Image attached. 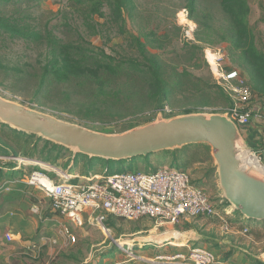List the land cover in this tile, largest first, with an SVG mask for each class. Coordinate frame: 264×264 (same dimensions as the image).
I'll return each instance as SVG.
<instances>
[{"label":"rangeland","instance_id":"rangeland-1","mask_svg":"<svg viewBox=\"0 0 264 264\" xmlns=\"http://www.w3.org/2000/svg\"><path fill=\"white\" fill-rule=\"evenodd\" d=\"M186 3L187 0H133L132 17L127 18V32L141 35L140 38L150 53L159 55L168 66H174L178 71L186 69L193 75L188 78L189 82L184 81L183 88L171 93L161 109L157 107V101L148 100L141 92L132 99L115 100L111 95L97 94L99 90L93 84L78 86L76 80L66 84L51 81L44 85L42 91L37 92L36 88L39 87L37 73L44 63L41 56L43 50L37 46L28 47L21 40H11L1 35L0 96L62 120L105 133H119L142 125L154 120L159 112H162L163 117L182 114L188 109L226 112L229 104L215 87H210L211 84H217L205 58L206 50H220L223 54L222 65L226 69H237L252 90L248 69L232 55L230 43L219 39L225 32L226 23L216 3L213 0H206L203 3L198 0L193 14H190ZM248 6L249 20L255 28V37L258 43L264 44V22L260 19L264 15V0H248ZM0 9L13 17L28 13L35 18L34 21L31 19L28 21L37 24L39 28L48 21L49 28L53 29L54 25V31L64 37L75 35V27L84 31L70 0H24L19 3H5ZM205 14H211L213 18H205ZM96 19L103 22L101 18ZM65 21L68 22V26L65 25ZM103 29L101 36L89 38L95 46L103 47L107 53L118 56L135 53L128 46V33H119L115 26L109 31ZM188 29H192L190 36L186 34ZM107 37L110 41L103 45ZM191 44L199 46L200 49L192 50ZM254 98L252 109L261 117L254 118L248 129H240L246 147L252 155L254 152L257 156L255 157L259 158L260 167H264V101L256 96ZM253 134H256V140L251 139ZM6 162L17 163L12 160ZM136 163L140 169L147 167V163L156 169L176 168L171 165L169 156H151L148 162L143 158H137ZM33 165L41 167L42 164L37 162ZM80 165L84 169L90 168L95 173H104L108 167L103 161L93 163L84 160ZM123 166H115L113 172H122ZM212 166L213 159L209 158L193 162L185 169L190 171L195 184L197 182L196 185L215 202L217 212L222 215L221 219L195 218L187 223L164 224L159 227L147 218L117 219L114 226L104 232L95 226L75 227L69 223L71 226L69 237L57 236L58 226L46 219L47 214L51 212L50 200L39 190L17 183L15 185L20 189L15 191L19 204L3 202L0 197V217L11 209L14 214L18 212L23 216L27 222L31 218L36 227L28 229L27 226L29 232L25 233L29 235L15 238L12 234V240H7L5 235L9 231L0 226V264H149L152 260L156 261L152 264H166L167 257L187 255L190 249L198 246L209 248L218 255L227 252L225 249V252L222 249L218 252L213 242L198 243L191 237L193 235L199 236L200 239L209 237L225 241L231 239L241 252L229 261L233 264H251L246 261V252L260 258L264 257V227H259L261 223L255 226L253 220L245 219L251 228L243 235L236 233V230L241 232L242 229L236 216L233 212L224 214L223 207L218 203L222 193L216 170L209 177L205 175L206 170ZM21 168L25 172L31 171L29 165H22ZM49 168L51 178L56 179L58 177L56 169ZM64 173L69 174L67 168L62 169L61 174ZM21 178L22 176L19 177ZM4 208L8 209L4 211ZM232 217V221L228 222ZM223 219L227 220L226 223H231L227 229L223 227L225 225ZM24 227L20 226V229ZM166 232H170V239L158 237L160 240L153 241L150 238ZM175 234H179L177 238H174ZM42 235L55 238L57 243L39 244L35 239L38 240ZM244 250L246 252H243ZM158 256L164 259H156Z\"/></svg>","mask_w":264,"mask_h":264},{"label":"trees","instance_id":"trees-1","mask_svg":"<svg viewBox=\"0 0 264 264\" xmlns=\"http://www.w3.org/2000/svg\"><path fill=\"white\" fill-rule=\"evenodd\" d=\"M22 1L24 0H0V8L5 3H19ZM70 1L73 3L77 18L81 20V25L84 27V31H80L75 27V35L71 37H64L56 33L54 31L55 26L53 25V29L49 28L48 21L43 27L39 28L37 24L28 21V19L35 20L28 13L13 17L8 16L6 12L0 9L1 36L8 37L11 40L18 39L28 47L37 46L43 50L41 56H43L44 63L42 62L41 70L37 73L39 83V87L36 88L37 92L42 91L44 85L51 83V81L66 84L76 80L78 86L93 84L99 90L97 94L111 95L115 100L118 98L132 99L141 92L148 100L157 101V107L161 109L173 91L183 88L184 81H190L188 78L193 75L188 70L178 71L176 67L168 66L159 55L148 51L145 42L140 38L141 35L137 36L127 32V18L132 17L134 9L133 0ZM201 1L203 3L206 0ZM213 1L219 7L226 23L225 32L219 39L230 43L232 55L236 56L241 65L248 69L249 83L252 92L255 93L254 97L262 99L263 102L264 44L258 43V39L255 37V28L249 20L248 0ZM196 2L198 0H187L186 7L189 9L190 14L196 11ZM205 15V18H213L211 14ZM96 18L103 19V22H99ZM260 19L264 22V15ZM65 25L68 26V22L65 21ZM113 26L117 27L119 33H128V46L135 53L120 56L110 54L103 47L95 46L89 40L90 37L101 36L103 28L109 31ZM107 41H110L109 37L106 38L103 45ZM190 46L192 50L200 49L195 44ZM192 53L194 55V51ZM210 87H215L217 92L229 104V107L232 106V100L221 87L215 84H211ZM189 112L194 111L189 109L184 111V113ZM157 155L169 156L171 165L178 169L186 168L193 162L211 158L207 145L192 144L130 159L105 160L73 153L59 144L34 134L18 131L0 122V156L33 158L51 166H59L62 169L67 168L70 174L87 175L88 173H95L90 168L84 169L81 167L80 163L84 160L93 163L100 161L107 163L108 167L105 170L107 173H114V167L117 165H124L122 172L155 171L156 167L148 163L144 169L138 168L136 159L143 158L148 162L151 156ZM15 166V162H0V180L5 178L9 180L18 179L33 170H42L38 165H29L31 167L29 172H25L22 168L13 170L12 168ZM6 167L9 170L4 169ZM11 171L14 173H11ZM214 171V166L208 168L205 173L206 177L211 176ZM46 172L49 176L51 175L50 171ZM196 184L198 183L196 182ZM219 205L224 208L229 203L225 200L224 203ZM233 213L237 218H242L238 211ZM117 219L123 218L108 215L105 220L106 228L110 229L114 226ZM208 240L214 243L213 246L218 249V252L223 248L221 244L214 242L213 238H208ZM219 256L221 259L229 261L231 251ZM248 258L251 264H264V261L252 255Z\"/></svg>","mask_w":264,"mask_h":264},{"label":"built area","instance_id":"built-area-1","mask_svg":"<svg viewBox=\"0 0 264 264\" xmlns=\"http://www.w3.org/2000/svg\"><path fill=\"white\" fill-rule=\"evenodd\" d=\"M191 30L186 31L187 36H190ZM205 58L213 73L214 82L232 100V106L226 109V113L239 128L248 129L254 118L261 117L252 109L254 93L237 69H226L222 65L223 54L220 50H206ZM253 154L255 155L254 152ZM0 158L4 161H16L13 170L20 169L22 165L37 164L34 159L18 156ZM40 166L42 170H33L21 179L1 182L0 194L13 190L17 183L39 190L50 200V210L59 228L56 235L60 237L70 236L69 223L75 227L95 226L104 232L108 230L105 226L108 215L128 220L147 218L157 227L164 224L179 225L195 218H222L215 202L195 185L192 174L185 168L160 167L150 172L105 171L87 175L69 173L57 174L58 178L52 179L46 172L51 169L43 164ZM5 169L9 170L7 167ZM219 197L218 203H224V197ZM223 213H232L230 205L223 208ZM226 221L223 219V227L227 229ZM247 232L248 228H243V233ZM11 235V232L6 233L7 240H12ZM37 241L39 244L57 243L55 238L46 235L40 236ZM156 259L164 257L158 256ZM166 260V264H233L221 259L209 248L199 246L190 249L187 255L177 254ZM155 262L152 260L151 263Z\"/></svg>","mask_w":264,"mask_h":264},{"label":"water","instance_id":"water-1","mask_svg":"<svg viewBox=\"0 0 264 264\" xmlns=\"http://www.w3.org/2000/svg\"><path fill=\"white\" fill-rule=\"evenodd\" d=\"M0 122L68 148L105 160L146 156L202 144L209 148L222 196L231 211L264 222V175L244 160L249 150L239 126L226 112L194 111L154 120L119 133L95 131L0 96ZM55 169L50 164L37 161Z\"/></svg>","mask_w":264,"mask_h":264},{"label":"crops","instance_id":"crops-1","mask_svg":"<svg viewBox=\"0 0 264 264\" xmlns=\"http://www.w3.org/2000/svg\"><path fill=\"white\" fill-rule=\"evenodd\" d=\"M256 138H257L256 134H253L251 136L252 140H256ZM6 161L7 160L4 161V159L0 160V162H6ZM33 163H35V162H33ZM53 167H55V166H53ZM55 169H56V171H55L56 174H61L62 173V168L60 169L59 166L55 167ZM6 180H8V179L5 178L3 180H0V183L3 182V181H6ZM18 189H20V188H17L16 185H15V186H13V190H11L10 192L1 193L0 197L2 198L3 202H10V203H13V202L17 203L18 202V204H19V198L16 196L17 194H16V191H15V190H18ZM7 209L8 208H4V211H6ZM6 213L9 216L7 214H4V215H2L0 217V222H1L0 226L4 227V229H6V231L11 232L15 238L16 237H21L22 235H24V236L29 235V234H26L25 232H29V230H28L29 228L30 229H34L36 227V226H34V222H33V220L31 218H29L30 220L27 222V220H24L25 218H23V216H20L18 214V212L14 214V212H12L11 209H8L6 211ZM233 215H235V213ZM233 217L229 218L230 220H228V222H231ZM26 219H28V218H26ZM46 219L49 220V221L54 222L55 225L57 226V222H56V220H54L55 217H54L52 212H50V214L49 213L47 214ZM237 221H238V224H240V226L242 227V229H241V232L236 230V233H241V235H243L244 234L243 233V228H251V226L245 222V218H243V217L242 218H237ZM258 223H261L259 225V227H264V222H254V225L256 226V224H258ZM228 225L231 226V223L228 224ZM20 226H25V227H24V229H20ZM27 226H28V229H26ZM231 232L233 233V231H231ZM191 237H193V239L196 242H198V243H202V242L210 243V242H212V241H209L208 238L200 239L199 236L197 237V236H194V235L191 236ZM160 239H165V237H161ZM160 239H151V240L158 241ZM35 240L37 241V239H35ZM214 241L219 243V244H221L223 246L222 250L224 252H225V250L227 252L231 251L232 256L230 257V259L234 258L235 256H237L241 252L240 249H237V246L234 243L231 242V239H229L228 241L214 239ZM243 252H246V250H244ZM246 253H247V254H245V258L247 259L246 261L250 263V259L248 258V256H250L251 254L249 252H246ZM252 256L264 261V257L263 256H261V258L259 256H257V255L256 256L252 255Z\"/></svg>","mask_w":264,"mask_h":264},{"label":"bare ground","instance_id":"bare-ground-1","mask_svg":"<svg viewBox=\"0 0 264 264\" xmlns=\"http://www.w3.org/2000/svg\"><path fill=\"white\" fill-rule=\"evenodd\" d=\"M244 155V160L246 161V163L249 165V167H251L254 170L259 171L260 173H262L264 175V167H260V161L258 160V158L255 157V155L251 154V152L249 150H245L243 152ZM35 160V159H34ZM40 161V160H39ZM34 162V161H33ZM65 174V173H64ZM179 234H175L174 238H177ZM170 236V232H166L160 236H151V239H157L158 237H165V238H169ZM146 238V237H145ZM176 241V240H175ZM174 241V242H175ZM119 242V241H118ZM170 242V241H169ZM172 242V243H174ZM121 244H123V242H121ZM118 245V244H117ZM125 246V244H124Z\"/></svg>","mask_w":264,"mask_h":264}]
</instances>
